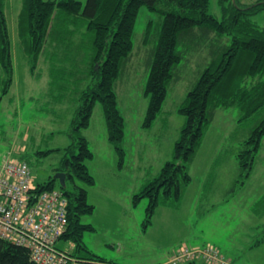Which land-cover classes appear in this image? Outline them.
I'll return each mask as SVG.
<instances>
[{"label":"rangeland","instance_id":"obj_1","mask_svg":"<svg viewBox=\"0 0 264 264\" xmlns=\"http://www.w3.org/2000/svg\"><path fill=\"white\" fill-rule=\"evenodd\" d=\"M24 1L2 0L14 74L8 92L4 93L7 78L0 65V164L7 157L12 160L20 157L28 162L34 183L41 184L55 178L63 157L60 151L46 155L42 152L62 150L76 141L72 123L82 104L83 89L97 82L85 78V68L94 54L93 34L87 29L86 18L57 10L37 68L32 71L28 39L20 34L19 20ZM76 1L81 2L83 8L87 2ZM257 1L240 0V3L251 5ZM224 5L228 6L229 1ZM176 8L174 3H159L160 10ZM209 13L219 20L223 18L221 0H209ZM250 19L264 28V11ZM163 21L162 12L152 11L147 6L141 8L132 36V52L113 86L119 110L130 122L126 126V156L122 166L113 145L106 141V121L100 103L95 105L89 127L81 131L90 141L94 153L93 160L87 165L96 181L95 185L86 186L76 180L79 187L87 189V202L94 207L91 214L81 217L82 224L94 228L84 232L83 241L90 252L106 264H160L173 249L178 252L184 245L190 247L187 235H193L199 229H189L185 236H179V229L168 232L173 235H165L167 231L165 228L162 231L160 221L162 209H158L152 225L145 229L143 223L149 200L145 198L137 206L132 202L133 196L159 175L163 165L173 160V132L180 128L181 119L183 124L186 121L175 111L176 107L182 104L214 59L210 51L213 46L209 43L199 42L195 49H185V59L177 68L179 71L173 70L174 80L169 84L162 111L163 116L164 113L170 116L171 125L164 128L161 135V125L165 121L159 117V129L151 136L144 133L141 128L149 106L145 87ZM179 48L183 49L182 45ZM231 107L217 110L215 121L190 167L194 184L190 192H193L191 195L198 192L219 204L214 215L210 214L208 218L221 220L223 228L216 231L218 227L213 226L206 230L215 240L217 246L212 244L214 249L224 253L227 261L232 259V264H264V242L256 247L264 239V137L253 172L244 185L239 164L245 142L264 118V107L245 120H241L243 114L237 105ZM140 149L146 157L145 162L137 165ZM202 178L206 180L204 183L200 182ZM55 187H61L59 179H56ZM66 189L73 187L67 183ZM190 216V211H182L176 224L183 226ZM230 217L242 219L238 229ZM69 243L59 241L58 245L66 249ZM175 252L171 253L169 262L181 257L182 251ZM200 262L196 264H204Z\"/></svg>","mask_w":264,"mask_h":264},{"label":"trees","instance_id":"obj_2","mask_svg":"<svg viewBox=\"0 0 264 264\" xmlns=\"http://www.w3.org/2000/svg\"><path fill=\"white\" fill-rule=\"evenodd\" d=\"M162 1L174 3L177 8L170 11L160 10L159 3ZM225 1H229L228 6L224 5ZM221 4L223 18L219 20L209 13V0H87L84 8L82 3L76 0L24 1L19 20L20 34L25 40L28 39L32 71L37 68L57 10L71 16L75 15L77 18L80 16L86 18L87 29L93 34L94 54L89 66L85 68L87 72L85 78L89 77L97 82H93L91 86L88 84L87 89H83L82 104L78 107L72 123V131L77 136L76 141L62 150L42 152L43 155L53 151L63 152L60 166L56 171L66 174V185L70 183L73 189L56 188V179L52 178L48 182L37 184L36 191L39 194L43 191L61 189L68 198L67 228L55 242L58 250L69 254L67 264L106 262L95 257L83 241L84 232L93 231L94 228L92 225L82 224L81 217L91 214L94 207L87 202V189L79 187L76 180L86 186H93L96 181L87 165L88 161L93 160L94 153L90 148V141L82 136L81 131L89 127L95 105L97 102L100 103L106 121V141L110 146L113 145L122 166L126 156L124 149L126 126L130 125V122H127L119 110L113 86L119 77L121 67L132 52V36L142 7L147 6L152 11H160L164 16L145 87L149 106L141 128L144 133L151 136L159 129L161 125L158 124L159 117L165 121L164 125H161V135L164 128L171 125L170 116L166 113L163 116L162 111L168 98L169 84L174 80L173 70L180 67V63L185 59V49H195L199 42H203L213 46L210 47V51L214 56L182 104L176 107L175 111L186 121L183 124L181 119L180 128L173 132V160L167 161L159 175L133 196L134 206L145 198L149 200L143 223L145 229L152 224L158 209L178 208L182 200L189 193H193L190 192L194 185L190 167L205 135L215 121L217 110L237 105L243 114L241 120H245L264 107V28L250 19L251 16L264 11V0H258L251 5L241 4L240 0H221ZM180 45L183 49L179 48ZM0 65L7 78L4 92L7 93L13 81L14 65L2 0H0ZM178 71L177 69L176 72ZM263 137L264 118L254 128L239 154L243 185L253 172ZM138 157L140 158L137 165L145 162L146 156L142 154L141 149L138 151ZM205 181L203 178L200 179L201 183ZM32 193L35 194L34 191ZM59 241L70 242V245L64 249L58 245ZM263 242L264 239L259 241L256 247ZM0 264L38 263L34 261L29 247L0 237Z\"/></svg>","mask_w":264,"mask_h":264},{"label":"built area","instance_id":"obj_3","mask_svg":"<svg viewBox=\"0 0 264 264\" xmlns=\"http://www.w3.org/2000/svg\"><path fill=\"white\" fill-rule=\"evenodd\" d=\"M30 167L7 157L0 167V237L29 247L38 264H67L69 256L55 242L67 228V199L59 191L32 193ZM172 262L200 257L210 264H228L216 249L183 248Z\"/></svg>","mask_w":264,"mask_h":264},{"label":"crops","instance_id":"obj_4","mask_svg":"<svg viewBox=\"0 0 264 264\" xmlns=\"http://www.w3.org/2000/svg\"><path fill=\"white\" fill-rule=\"evenodd\" d=\"M149 146H150V144H149ZM142 154L144 155V152H142ZM3 156H5V154ZM137 156H138V153H137ZM17 158L21 159L20 157H17ZM218 205L219 204H216V200L210 199L209 197H202V196H200V193H198V192L194 193L193 195H191L189 193L185 197V199L182 200V202L178 208H175V209L160 208V209H162L160 212V221H161L162 231H163V228H165V230L167 231V233H164L165 235H167V234L173 235V233H168V232H170V230H172V232H174V230L179 229V230H181V232H179V236H185L184 234H185V232H187V230L191 229V230L195 231V227L196 228L198 227L199 228L198 231H195V233L193 235H187V237L189 238L188 244H190L191 246H198V247L203 246L206 243L216 245L215 240L214 239L212 240V237L207 235L206 230L208 227L213 229V226L218 227V229L216 231L222 230V228H223L221 220H218L216 218H208V216L210 214H212V216L214 215V212L217 209ZM182 211H183V213L190 211L191 216H190V219L188 221L186 220L185 224L183 223V226L182 225L178 226L176 224L177 217H179V215L182 213ZM175 218H176V220H175ZM230 220H235V228L236 229H238L240 227L242 219H239L236 217H230ZM259 244H258V247L261 246ZM72 247L73 246H71V248ZM172 252H175V250L173 249ZM171 253L167 256L165 261H163L160 264H168L169 258L171 257ZM83 264H106V263H99V262H95V263L88 262L87 263V262H85ZM109 264H115V263L109 262Z\"/></svg>","mask_w":264,"mask_h":264},{"label":"water","instance_id":"obj_5","mask_svg":"<svg viewBox=\"0 0 264 264\" xmlns=\"http://www.w3.org/2000/svg\"><path fill=\"white\" fill-rule=\"evenodd\" d=\"M66 174L63 173V172H58L56 175H55V179H59L60 181V185L61 187H65L66 186Z\"/></svg>","mask_w":264,"mask_h":264}]
</instances>
